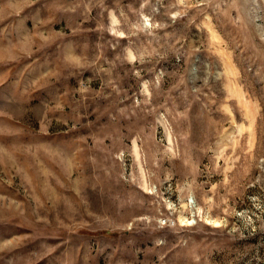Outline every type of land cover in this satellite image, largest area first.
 I'll return each mask as SVG.
<instances>
[{
	"label": "rangeland",
	"instance_id": "1",
	"mask_svg": "<svg viewBox=\"0 0 264 264\" xmlns=\"http://www.w3.org/2000/svg\"><path fill=\"white\" fill-rule=\"evenodd\" d=\"M0 264H264V0H0Z\"/></svg>",
	"mask_w": 264,
	"mask_h": 264
}]
</instances>
